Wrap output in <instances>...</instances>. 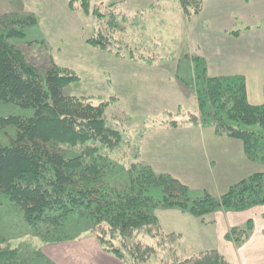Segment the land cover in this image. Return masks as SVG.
Here are the masks:
<instances>
[{"label": "trees", "instance_id": "1", "mask_svg": "<svg viewBox=\"0 0 264 264\" xmlns=\"http://www.w3.org/2000/svg\"><path fill=\"white\" fill-rule=\"evenodd\" d=\"M78 1L90 5V0L70 4ZM204 1L180 0L186 20L200 14ZM17 35L0 36V103L34 108L35 114L0 118L1 129L14 126L17 131L11 145L0 143V194L8 195L22 210L24 220L35 231L56 232L68 220L78 219L104 251L123 264H231L217 250H189L183 235L162 228L155 210L178 209L203 219L218 211L246 212L264 206V171L231 185L221 197L206 194L191 200L187 186L178 179L136 161L138 146L124 179L112 183L115 163L110 153L126 140L123 131L106 119L109 103L94 105L66 96L64 88L79 77L58 68L42 75L10 43L9 38ZM87 42L95 47L103 44L100 39ZM197 69L195 95L207 124L217 136L239 140L247 159L264 165V103H249L243 77L211 78L202 60ZM61 146L77 149L78 154L67 158ZM151 188L162 189L163 198L155 199ZM254 228L250 219L231 228L226 239L239 248ZM18 254V248L0 244V264H16Z\"/></svg>", "mask_w": 264, "mask_h": 264}, {"label": "rangeland", "instance_id": "2", "mask_svg": "<svg viewBox=\"0 0 264 264\" xmlns=\"http://www.w3.org/2000/svg\"><path fill=\"white\" fill-rule=\"evenodd\" d=\"M70 2L0 0V36L19 33L9 38L10 43L42 75L58 68L78 76L79 81L64 88L66 96L84 98L94 105L109 103L106 119L123 131L126 140L110 153L115 163L112 183L124 179L138 146L140 158L136 161L178 179L187 186L191 200L206 194L221 197L231 185L264 171V165L239 153V140L210 143L218 147L216 151H207L205 143L198 141L200 136L208 139L214 133L194 95V62L197 72L199 60L205 63L196 56L192 38L195 17L200 14L187 20L190 24L185 31L180 0H90L88 7L80 1ZM129 8L138 12H127ZM21 20L28 24L17 23ZM197 31L200 36L204 33ZM89 39H100L103 44L92 46ZM198 43L204 42L200 38ZM205 67L207 72L206 63ZM34 114V108L0 103V118ZM16 135L14 126L0 128V143L9 146ZM222 145L231 146L221 150ZM60 151L67 158L78 154L68 146H61ZM213 160L216 165L210 166ZM150 194L163 198L160 188H151ZM162 210L166 209L157 208L155 215ZM160 218L162 228L170 232L166 217ZM87 231V225L78 219L68 220L56 232L47 228L35 231L9 196L0 194V244L19 249L16 264H55L45 246L59 243L52 242L55 237L73 239ZM189 233H185L184 246L195 252L194 232Z\"/></svg>", "mask_w": 264, "mask_h": 264}, {"label": "crops", "instance_id": "3", "mask_svg": "<svg viewBox=\"0 0 264 264\" xmlns=\"http://www.w3.org/2000/svg\"><path fill=\"white\" fill-rule=\"evenodd\" d=\"M132 11L138 12L134 8L127 9V12ZM195 18L192 38L198 53L196 56L205 60L208 76L243 77L249 103L254 106L262 105L264 103V0H205L200 15ZM189 24L190 22L184 17L185 31ZM198 29L204 31L202 36L198 34ZM236 30L240 31L239 35L233 34ZM200 38L204 42L202 45L198 43ZM196 73L194 62V82ZM208 137L210 140L205 139V136H200L198 139L205 143L203 147L207 151L218 149L210 143L230 140L214 133ZM230 146L222 145L221 150L229 149ZM237 149L247 159L243 145H238ZM209 164L216 165V161H210ZM157 214L160 222V217H166L170 231L179 233L184 238L185 233L194 232V236H191L194 237L196 252L217 250L231 264H264V206L246 212L218 211L203 219L178 209H166L158 211ZM250 219L254 221V231L250 239L237 248L234 243L226 239V235L231 228L241 226ZM45 252L55 264H123L104 251L98 240L88 232L78 238L72 239L68 236L59 243L47 244Z\"/></svg>", "mask_w": 264, "mask_h": 264}]
</instances>
